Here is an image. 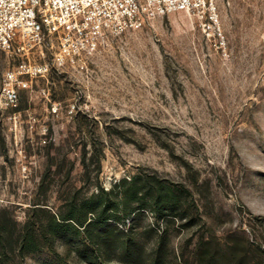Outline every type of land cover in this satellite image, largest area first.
Instances as JSON below:
<instances>
[{
    "label": "rangeland",
    "instance_id": "1",
    "mask_svg": "<svg viewBox=\"0 0 264 264\" xmlns=\"http://www.w3.org/2000/svg\"><path fill=\"white\" fill-rule=\"evenodd\" d=\"M216 5L213 27L177 10L109 34L84 64L0 48V90L24 61L50 64L26 76L16 107L0 103L8 264H119L126 242L142 253L133 264H150L166 231L165 264H264V0ZM157 185L176 189V204L155 210ZM98 199H125L137 214L108 218L98 230L116 228L107 245L55 237L52 213ZM29 217L42 229L39 251L23 256L17 239Z\"/></svg>",
    "mask_w": 264,
    "mask_h": 264
},
{
    "label": "built area",
    "instance_id": "2",
    "mask_svg": "<svg viewBox=\"0 0 264 264\" xmlns=\"http://www.w3.org/2000/svg\"><path fill=\"white\" fill-rule=\"evenodd\" d=\"M177 10L205 17V29L218 22L216 0H0V48L24 52L29 59L34 51L43 56L48 50L53 64H84L105 45L109 34L143 27ZM49 65L24 61L18 71L9 69L4 74L0 103L16 107L20 89Z\"/></svg>",
    "mask_w": 264,
    "mask_h": 264
},
{
    "label": "trees",
    "instance_id": "3",
    "mask_svg": "<svg viewBox=\"0 0 264 264\" xmlns=\"http://www.w3.org/2000/svg\"><path fill=\"white\" fill-rule=\"evenodd\" d=\"M130 180V179H129ZM132 184L134 186L135 191L133 190L134 194H137L141 192L139 189L140 187L135 186V180L131 179ZM123 182H128V179H124ZM159 188L157 190V193L154 195L153 199V205L155 207V210L162 211L166 209L167 205H174L177 202V198L175 195V190L171 186H162L157 185ZM106 194L111 193L110 191L105 192ZM117 196L123 197L124 192H116ZM128 195L127 192H125V197ZM90 202H93L90 204ZM108 200L104 199H98L96 201H87V203H83L82 212L77 213V210L74 208H70L66 214H51L50 222L47 223V225L51 228V231H53V234L56 236H60L62 234H66L69 232L74 233H84L89 239L91 236L92 239H94L98 243H105L106 245L109 244L107 239L111 234H114L115 229L106 228L105 232H99V229H102L103 226H107L108 224V218L112 217L114 219H121L120 214L130 215L132 213L137 214L135 210H129L128 208V201L122 200L118 203H115V205H111L108 203ZM89 203V205H87ZM41 207V206H40ZM144 207V206H143ZM99 209V210H98ZM113 210V216H107L102 218L101 216L106 213L107 210ZM98 212V213H97ZM139 212V211H138ZM97 213V215L95 214ZM90 215H94L93 218ZM3 218V216L1 217ZM39 225V224H38ZM37 222L29 217L28 220H26L22 230L20 231V234L18 235L17 239V249L19 254L25 256L27 254H33L38 253V240L37 235L39 232H41V227H37ZM80 226H83L84 229H81ZM45 227V226H43ZM47 227V226H46ZM104 229V228H103ZM82 230H84L82 232ZM98 232V233H97ZM168 232L161 233L159 235V238H157L156 242V250L153 254V259L150 264H165V253H166V243H167V237L166 234ZM4 235V228L0 230V238ZM7 236H12V234H8ZM85 236V237H86ZM126 248L128 251H125V261L119 264H133L136 257L142 255L141 252H138L137 254H134L133 250L137 252L139 248L137 245H132L131 242H126ZM8 254L9 249L8 245L4 244L2 240H0V264H8Z\"/></svg>",
    "mask_w": 264,
    "mask_h": 264
}]
</instances>
